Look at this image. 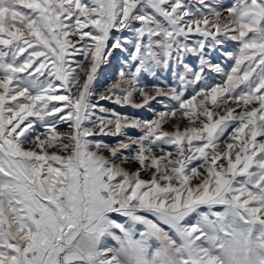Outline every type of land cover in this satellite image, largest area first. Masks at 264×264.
I'll list each match as a JSON object with an SVG mask.
<instances>
[{
	"label": "snow or ice",
	"instance_id": "6c2138e0",
	"mask_svg": "<svg viewBox=\"0 0 264 264\" xmlns=\"http://www.w3.org/2000/svg\"><path fill=\"white\" fill-rule=\"evenodd\" d=\"M0 264H264V0H0Z\"/></svg>",
	"mask_w": 264,
	"mask_h": 264
},
{
	"label": "rangeland",
	"instance_id": "374dc122",
	"mask_svg": "<svg viewBox=\"0 0 264 264\" xmlns=\"http://www.w3.org/2000/svg\"><path fill=\"white\" fill-rule=\"evenodd\" d=\"M225 2L231 3V2H233V0H225ZM238 47H239V45L237 42H231L230 41V42L226 43L223 50L236 52L238 50ZM211 58H212L214 63H220L221 66L225 69V71L230 70V68L234 65V60L229 59V58L221 55V51L219 49L211 53ZM117 63H119V61H114L112 65H105L103 67L102 75L100 78V84L107 85L108 83L114 81L117 78L116 77V71H115ZM224 78L225 77L223 75L211 73L209 78H208V82L209 83H220ZM145 82L146 83H161L163 86L162 80L153 81L150 77ZM167 82L171 83V79L169 78V80ZM191 93H192V89L189 88L188 89V95H191ZM60 94H65V93H63L61 90ZM166 103H169V102L166 101ZM171 103H174V102H171ZM154 107L158 108L159 110H163L160 108L158 103H154ZM116 110L118 112L128 114L130 116H137V117L142 118V119H152L153 118L151 109H135V108H132L129 106H125V107L116 106ZM186 124H187V121H183L181 123V128H183ZM165 128H166V130H170V125H166ZM68 130L69 129H68L67 124L62 123L58 126L59 132H67ZM128 132L130 135H138L139 134L138 130H136V129H128ZM106 139H108L109 142H112V143L115 142L114 138L106 137ZM172 150L174 151V149H172ZM145 178H147V177H145ZM109 243H114V242L109 241Z\"/></svg>",
	"mask_w": 264,
	"mask_h": 264
}]
</instances>
